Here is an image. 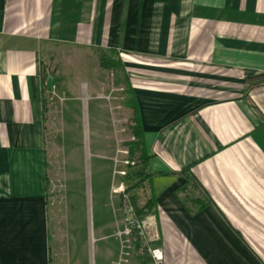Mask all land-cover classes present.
Returning <instances> with one entry per match:
<instances>
[{"label": "crops", "instance_id": "0c3cea01", "mask_svg": "<svg viewBox=\"0 0 264 264\" xmlns=\"http://www.w3.org/2000/svg\"><path fill=\"white\" fill-rule=\"evenodd\" d=\"M106 49L139 107L149 159L128 167H143L137 184L149 177L142 206L156 208L141 220L159 235L135 244L122 220L111 264H152L149 248L165 264H264V0H0V264H102L91 199L80 227L66 167L48 169L58 85L46 64ZM184 170L206 207L200 192L178 195Z\"/></svg>", "mask_w": 264, "mask_h": 264}, {"label": "rangeland", "instance_id": "374dc122", "mask_svg": "<svg viewBox=\"0 0 264 264\" xmlns=\"http://www.w3.org/2000/svg\"><path fill=\"white\" fill-rule=\"evenodd\" d=\"M54 56L57 60L54 57L46 64V69L56 74L58 85L56 82L52 85L53 94L49 99L52 115L46 126L48 169L57 174L66 167L67 189L63 191H69L80 227L82 220L89 218L91 199L96 249L101 254L102 264H111L114 257L109 251H114L119 243L116 229L125 220V231L129 216L130 194L127 190L137 184L136 173L144 171L143 167L122 164L128 159L125 144L134 140L124 104V83L117 82L113 71L102 68L101 51H65ZM119 80H123L122 74ZM83 83L89 87L86 101L81 98ZM101 92V98L97 97ZM123 169L127 172L126 177L117 175V171ZM121 182L125 194L118 192ZM146 193L139 191L138 207L145 202ZM152 229L148 227L147 232L154 234L156 229ZM131 241L136 244L139 240L135 236ZM140 243L143 247L146 244ZM140 256L134 254V264H141Z\"/></svg>", "mask_w": 264, "mask_h": 264}, {"label": "trees", "instance_id": "16d2710c", "mask_svg": "<svg viewBox=\"0 0 264 264\" xmlns=\"http://www.w3.org/2000/svg\"><path fill=\"white\" fill-rule=\"evenodd\" d=\"M100 60H101L100 63L103 69L107 71H113L117 82L124 83V86H125L124 92L126 95L124 104L128 108H130L133 112V116L130 121L131 122L130 129L132 131V137L134 138V140L132 142H127L125 144L128 147L129 160L135 165L146 164L149 157L145 149L144 132H143L142 124L140 122L139 107H138L135 95L130 88L128 79L126 78L125 67H124L122 59L120 58V54L115 49L101 50ZM120 74H122L123 76L122 81L119 80ZM43 98H44L43 114H44V117H46L49 111V103L46 97H43ZM180 175L184 176L187 179V182L182 188H180V190H178V195L183 193L187 196H190V195H193L194 192H200L201 200L200 202L198 201L199 209H202L203 207H206L207 205L211 203L208 200L207 195L204 193V189L199 184V182L194 178V176L191 174L190 170H184L181 172ZM148 180H149V177L147 179H144L142 182H140L136 186L127 190V193L130 194V201L135 209L136 216L138 219H141L147 214L154 212V208H156V202H155L154 197H151L150 199H148L142 207H138L139 191L140 190L146 191ZM45 181L47 183V188H48L49 187L48 177H45ZM149 185L151 189L152 188L151 184L149 183ZM143 261L144 263L151 262V260L148 259L147 257H144Z\"/></svg>", "mask_w": 264, "mask_h": 264}, {"label": "built area", "instance_id": "2783aa9c", "mask_svg": "<svg viewBox=\"0 0 264 264\" xmlns=\"http://www.w3.org/2000/svg\"><path fill=\"white\" fill-rule=\"evenodd\" d=\"M131 164H133L131 161L125 162V165L127 166ZM117 174L126 176V172H117ZM118 192L125 194L126 190H124L123 188H118ZM127 210L129 216L126 219V229L124 231V234L127 237L131 238L133 236H137L145 241L159 239V235L156 231L154 234H152V236L149 235V233L147 232V222L145 220L138 219L134 209L131 206H127ZM149 254L152 260V264H165L164 253L161 249L149 248Z\"/></svg>", "mask_w": 264, "mask_h": 264}]
</instances>
